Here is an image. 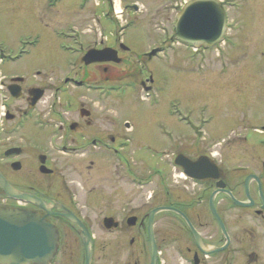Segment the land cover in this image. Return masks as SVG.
<instances>
[{
  "label": "flooded vegetation",
  "instance_id": "af4514ba",
  "mask_svg": "<svg viewBox=\"0 0 264 264\" xmlns=\"http://www.w3.org/2000/svg\"><path fill=\"white\" fill-rule=\"evenodd\" d=\"M90 17L98 35H90L85 47L74 42L78 60L89 48L110 46L103 39L102 11L92 10ZM248 20L235 18L229 22L224 44L233 45L231 61L237 48L243 50L242 55L264 56V32L250 42L254 51H245V31L252 30L255 22ZM114 47L123 49L119 43ZM134 54L137 59H145L136 72L144 74L140 87L150 90L152 71L144 66L152 58L146 56L147 51ZM214 54L220 66L217 75L222 69L226 72V53ZM79 63L81 74L75 71L61 79L56 71L52 81L39 70L1 77L0 173L18 191L61 203L78 221L72 222L51 209L47 220L57 229L58 246L47 264H264V84H243V77L237 76L232 80L239 84L213 83V87L222 88L225 98L215 105L204 101L208 113L202 110L196 118L204 128H200V134L193 131L189 136L181 129H196L191 121H185V117L194 118L188 105L178 120L171 112L172 130H179L176 139L166 145V159H161L164 163L150 161L151 169L144 176L126 157L127 152L136 160L139 157L135 147H127L132 144L127 135L133 131L129 121L97 115L94 109L100 101L94 102L95 90L88 82H98L88 67L98 71V84L104 85L106 96L111 63ZM14 77L22 79L13 82ZM223 107H228L230 128L215 134L209 127L215 125V111ZM247 116L252 117L251 123L246 121ZM133 145L139 146L136 142ZM103 158L111 159L109 165H102ZM179 163L198 179L181 178L184 169ZM158 164H162L160 168ZM83 172L89 180L97 178L95 184L98 180L108 183L110 189L105 192L104 186L91 187L88 203L97 206L107 199L109 204L119 203L116 209L102 215L76 210L73 179H79ZM0 206L45 215L27 202L7 198L1 190ZM157 207L177 209L182 215L165 211L149 219V211ZM149 230L153 244L149 242Z\"/></svg>",
  "mask_w": 264,
  "mask_h": 264
},
{
  "label": "rangeland",
  "instance_id": "374dc122",
  "mask_svg": "<svg viewBox=\"0 0 264 264\" xmlns=\"http://www.w3.org/2000/svg\"><path fill=\"white\" fill-rule=\"evenodd\" d=\"M36 1L0 0V55H11L23 51L22 58L18 62L14 64L4 62V72L28 71L30 74L35 71L34 69H43L46 73L52 72V74L46 75V77L51 78L48 80L52 81L55 79V76H53L54 71H57V78H60L61 74L67 70V63H71L74 58L69 55L70 51H61L57 43L72 42L71 45L65 48L78 50V45L73 44V42L81 41L79 31L94 30L93 22L90 21L88 16L89 6H93L94 1L63 0L61 6L58 5L59 7L57 6L58 8L55 9L56 11H49L50 9L45 6L43 9L42 2L36 5L33 4ZM183 1L186 0H115V7L123 12L116 19L112 6L109 7V15L112 21L108 19L104 24V34L111 43L115 36L120 37L121 35L122 39L120 38L119 41L126 44L127 48L130 49L127 52H121L123 60L119 64H110V81L106 84L116 87L129 81L133 85L126 89V93L125 91H110V94H107L108 97L104 95V91L97 92L94 89L93 100L94 102L97 99L100 101L98 107L94 109L97 115H108L110 119L118 117L120 121L123 119L129 121L133 131L127 135L129 140L132 141V144L128 147H135L134 149L139 157L136 160V156L129 152H127L126 157L131 159L129 163L132 168L141 172V175L144 176L150 171V165L148 164L150 161L164 163L160 157L163 160L166 159L163 155V153H166V145L176 139L175 136L179 130H176V133L172 130L171 112H174L175 120H178V117L184 116L183 107L187 109L186 105H188L194 118L185 117V121H191L196 129L193 130L190 126L187 129H181L191 136L193 131H198L200 127L202 130L204 129L200 124V120L196 119L200 116L202 110L208 113L207 109L203 108L204 101L215 105L221 101L219 99L225 98L222 88L213 87V83L221 85L223 83L239 84L232 80L237 76L243 77L240 82L243 84H264V56L260 57L255 53L242 55L243 50L237 48V50L234 49L236 56L231 61L229 59V53L233 52L230 48L231 45L228 43L222 44L219 49L220 51L223 49L222 54L226 53L223 61L227 64L228 70L225 72L222 69L217 75V69L220 66L218 58L215 57V52H213L216 49L209 50L200 59V53H193L191 48H187L179 42H171L174 15ZM132 2H135L139 9L136 13H132L129 8L124 9L123 7L125 4L130 5ZM234 2L238 7L234 6L232 0L224 1L228 20L231 22V19L236 18L241 21L242 19L255 21L254 28L251 27L252 30L245 31L248 37L244 40L247 48L245 51H254L250 42L257 40L259 38L257 34L262 35L264 32V25L255 28V26H261L264 23V0H234ZM239 14L243 15L242 19H240ZM126 20H133V22H129L130 25L125 26L126 28L122 30L120 35L117 34L118 31L120 32L119 25L126 24ZM70 27L72 30L69 29ZM161 41H165L168 46L170 45L173 53L168 51L162 57L153 59L151 62L149 61V65L147 64L153 73L151 74L154 80L152 82L153 92L149 99L145 100L144 92L139 86L141 77L136 72L137 66L141 65L140 62L145 59H137L134 52L140 54L142 51L147 50L148 46L159 45ZM200 64L203 72L199 70ZM240 68L242 70H239ZM79 70L77 69V71ZM88 70L93 72L92 76L96 75L94 80L99 83L101 76H97L98 71L92 66ZM79 72L81 73V71ZM0 73L1 75L4 74L2 70ZM98 85L104 86L102 84ZM79 91L82 92L83 90ZM89 98L91 99V97ZM74 104L70 103L71 106ZM227 112L228 107H223L218 112L215 111V125L209 127L215 134L229 130L230 125L226 120ZM71 113L72 110H70ZM252 120V117L247 116L246 121L251 123ZM135 142L139 146L133 145ZM147 145L150 148H146ZM151 149L154 150L153 153ZM109 160L111 161V159L103 158L102 165H109ZM111 163L113 164V162ZM161 165L158 164L157 166L161 167ZM79 169L81 170L82 167L79 166ZM76 179L78 178L76 177ZM77 181V186H75L76 204H74L77 211L87 212L88 215H94L93 213L102 215L104 212L111 211L119 206V203L110 202L109 204L107 199L97 206L88 203L89 198L86 197L88 190L93 186L100 185L104 186L108 192L110 190L107 189L108 183L98 180V183L95 184L97 178L89 180L84 172ZM161 184H158V187ZM165 198L166 196L163 197V201Z\"/></svg>",
  "mask_w": 264,
  "mask_h": 264
},
{
  "label": "water",
  "instance_id": "95a60500",
  "mask_svg": "<svg viewBox=\"0 0 264 264\" xmlns=\"http://www.w3.org/2000/svg\"><path fill=\"white\" fill-rule=\"evenodd\" d=\"M225 16L216 0H191L185 4L174 24V37L194 46H211L224 35ZM84 63L115 60V51L108 49L100 52L89 51L83 58ZM0 190L10 198L26 200L49 213L50 205L29 193H22L12 188L0 175ZM53 209L62 217L78 222L61 205L50 201ZM152 210L149 219L155 212ZM57 214V213H56ZM88 241V239L86 238ZM149 242L153 237L149 230ZM56 228L42 216L33 211L0 208V261L9 264L48 263L57 247ZM153 257L156 253L152 249ZM88 255L86 257V262Z\"/></svg>",
  "mask_w": 264,
  "mask_h": 264
},
{
  "label": "bare ground",
  "instance_id": "6f19581e",
  "mask_svg": "<svg viewBox=\"0 0 264 264\" xmlns=\"http://www.w3.org/2000/svg\"><path fill=\"white\" fill-rule=\"evenodd\" d=\"M116 11H117V12H119V11H120L118 7H116Z\"/></svg>",
  "mask_w": 264,
  "mask_h": 264
}]
</instances>
